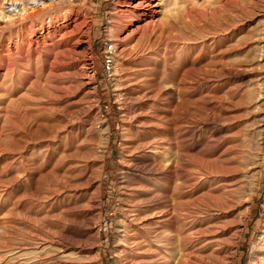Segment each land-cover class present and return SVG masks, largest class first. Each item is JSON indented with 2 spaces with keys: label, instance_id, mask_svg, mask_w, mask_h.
<instances>
[{
  "label": "bare ground",
  "instance_id": "obj_1",
  "mask_svg": "<svg viewBox=\"0 0 264 264\" xmlns=\"http://www.w3.org/2000/svg\"><path fill=\"white\" fill-rule=\"evenodd\" d=\"M75 1L0 0V153L19 164L12 183H30L16 190L19 209L6 211L16 226H0V245L26 237L46 264L98 258L93 218L108 126L87 66L76 68L89 48V14L86 0L79 9ZM121 4L118 26H136L122 47L110 40L105 48L111 70L122 69L115 85L125 106L116 264H232L264 159V0ZM52 10L63 17L46 21ZM246 155L247 168L237 161ZM245 170L248 194L239 200L224 181ZM237 206V218L219 220ZM224 229L233 232L216 240ZM208 239L222 248L203 252ZM191 243L198 252H189ZM250 264H264V225Z\"/></svg>",
  "mask_w": 264,
  "mask_h": 264
},
{
  "label": "rangeland",
  "instance_id": "obj_2",
  "mask_svg": "<svg viewBox=\"0 0 264 264\" xmlns=\"http://www.w3.org/2000/svg\"><path fill=\"white\" fill-rule=\"evenodd\" d=\"M118 0H86L85 1V9L89 14L88 19V41H89V48L87 53L83 54L84 62H79L77 64V69L80 70L81 67L85 66L88 68V72L91 74L93 79V88L95 89V97L96 102L93 103L98 110H100V115L105 118L106 124L108 126V143L106 150L104 152L102 158V174L99 183V216L96 220L93 218V228L95 225L97 226V241L95 247L98 249V258L97 264H116L115 260V243H116V228H117V204L120 197V175H119V148L120 144L123 141L122 136V119L121 115L124 111V104L122 100L118 97L119 90L121 87L116 86V80L123 76V72L120 66H117L114 70L115 73L111 70L110 66V58L108 54L105 52V48L109 46V41L112 40L117 43L119 47H122L123 42L125 40H131V33L136 23L133 24V27L129 25H125L124 28L118 26V19L120 17V12L126 10L127 7L121 6L118 8L117 5ZM81 0L75 1V8L79 9ZM116 7L118 9H116ZM88 9V10H87ZM118 12V15L112 14L115 10ZM120 10V11H118ZM52 14L45 15L55 17L56 19H61L63 17V12L55 14L50 11ZM60 15V16H59ZM45 20H49L48 17ZM114 22H112V21ZM117 20V21H116ZM116 21V22H115ZM111 22V23H110ZM144 21H141L138 25L143 24ZM111 24V25H110ZM121 28V29H120ZM174 33V31L172 30ZM129 34V36H128ZM127 35V36H126ZM84 41L81 40L79 43V48L82 49L84 46ZM135 43L130 42L129 46H132ZM84 64V66H82ZM83 70V69H82ZM115 74V78H114ZM165 77V78H164ZM163 77L164 82L168 81L166 76ZM86 83V78H82ZM169 83V81L167 82ZM170 84V83H169ZM165 85L166 87L170 85ZM16 85L13 84L10 88H12L13 94H16ZM85 91H87L85 89ZM77 94L78 97H81L82 94ZM75 96V95H74ZM248 123V122H246ZM244 123V125L246 124ZM243 147V143L241 144ZM45 149L44 145L35 149V151H29L25 158L26 160L30 161L33 159V156H37V153H40L41 150ZM9 151L2 152L3 154L0 155V223H4L0 226L7 227L5 228L7 232H13V228L16 226L13 218L7 215L8 212H13L15 209H19V206L12 204L13 201L16 199V193L19 191V188L24 187L23 185H30L27 182V177H22L16 183H12V177L18 176V169L19 167L18 162L15 160L14 154L8 153ZM7 153V154H6ZM5 154V155H4ZM9 154V155H8ZM32 154V155H31ZM7 156V157H6ZM32 156V157H31ZM4 158V159H3ZM243 158H245L243 160ZM8 159V160H7ZM5 160V161H4ZM13 160V162H12ZM238 162L244 161L243 164L249 166V159L247 155L240 156L237 160ZM10 162V163H9ZM4 163V167H3ZM7 167H5L6 165ZM11 164V165H10ZM9 165V166H8ZM3 167V168H2ZM3 169V172L2 170ZM17 169V170H16ZM5 170V171H4ZM247 173H240L238 175H233L228 177L224 184L227 187V190H231L234 194L235 198L243 199L244 192L248 194L246 190L248 179V170H245ZM3 174H2V173ZM15 175H14V174ZM5 178V179H4ZM9 178V179H8ZM12 178V179H11ZM11 184H9L7 181ZM258 185L255 191V194L252 198L251 203L249 206V211L246 215L245 222L239 226V235L237 236L236 244L234 247V255H233V262L232 264H250V251L254 242L260 236L263 225H264V159L261 167V171L258 178ZM7 180V181H4ZM7 186H6V185ZM9 184V185H8ZM15 184V185H14ZM4 185V186H3ZM228 185V186H227ZM6 186V187H5ZM230 188V189H229ZM3 189V190H2ZM17 190V191H16ZM239 191V192H238ZM15 192V194H14ZM92 191H89V195ZM18 196V195H17ZM18 198H20L18 196ZM245 199V197H244ZM245 206V205H244ZM243 207H234L230 208L225 211L223 217H219V220H229L237 218L243 210ZM16 207V208H15ZM15 208V209H14ZM40 209L41 211L49 209L48 204H44ZM38 208L31 207L28 211L29 213L32 211H36ZM10 210V211H9ZM6 211H8L6 213ZM95 214V213H94ZM9 216V217H8ZM6 218V219H5ZM10 220V221H9ZM98 220V221H97ZM5 221V222H3ZM12 224V225H11ZM13 226V228L11 227ZM9 228V229H7ZM95 231V229H94ZM226 231V232H225ZM231 231L224 229V231L219 234L217 239H224L228 237ZM11 234V233H10ZM7 236L6 234L4 235ZM8 238V237H6ZM210 240V241H209ZM215 240V239H214ZM207 241V242H206ZM202 243L200 250L203 252H209L213 249H221L222 245H215L212 242L213 239H208ZM10 245L2 246L0 245V264H46L41 263L43 261V255L35 254L30 249V239L25 237L21 238L20 235L13 234L10 239ZM209 243V244H208ZM190 244L189 252L193 250H197L200 246ZM207 245V246H206ZM199 249L197 250V252ZM95 252V253H94ZM96 254V251L93 253L87 254L86 258H91ZM65 264H79V262L74 263H65Z\"/></svg>",
  "mask_w": 264,
  "mask_h": 264
}]
</instances>
